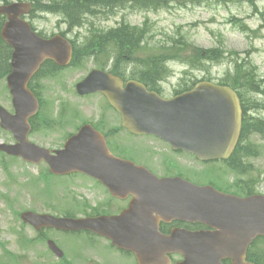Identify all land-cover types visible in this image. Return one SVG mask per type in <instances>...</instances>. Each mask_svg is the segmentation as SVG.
I'll return each mask as SVG.
<instances>
[{
  "label": "water",
  "instance_id": "obj_1",
  "mask_svg": "<svg viewBox=\"0 0 264 264\" xmlns=\"http://www.w3.org/2000/svg\"><path fill=\"white\" fill-rule=\"evenodd\" d=\"M27 6H0V13L9 17L2 36L14 47L8 82L16 109L12 115L0 106V116L2 125L19 140L14 145L1 144L0 149L35 163L46 160L55 174H89L113 196L133 198L117 215L75 218L26 211L23 219L38 229L93 231L112 239L117 247L133 251L138 264H173V254L183 257L175 264H225L227 259L231 264H254L247 260V252L256 238L264 236L263 194L242 197L181 176L159 177L146 166L114 154L104 135L91 124L83 125L59 150L29 141V118L39 110V101L28 84L47 59L68 65L73 45L61 34L38 35L21 18ZM77 91L82 95L102 92L129 131L157 135L174 150L194 153L203 161L228 159L241 136L242 103L227 85L204 80L191 90L165 98L138 80L124 81L112 72L94 68L77 84ZM174 220L198 222L212 229L174 228L170 234L160 230L161 222ZM49 245L58 256L64 255L53 240Z\"/></svg>",
  "mask_w": 264,
  "mask_h": 264
},
{
  "label": "rangeland",
  "instance_id": "obj_2",
  "mask_svg": "<svg viewBox=\"0 0 264 264\" xmlns=\"http://www.w3.org/2000/svg\"><path fill=\"white\" fill-rule=\"evenodd\" d=\"M175 1L150 11L128 3L110 14L90 16L84 25L73 30H67L68 24L61 14L37 7L31 17L37 31L43 35L65 34L81 50L77 63L57 71L45 68L43 75L37 78L36 91L43 107L40 129L30 138L43 146L59 148L69 134L82 124L92 122L110 133L117 152L148 164L160 175L183 174L197 183L213 182L242 194L251 187L252 191L264 194V129L249 137L248 147H255L257 152L246 157L241 167L250 165L253 171L244 174L223 161L203 163L186 152H175L156 137L134 136L122 127L120 115L103 95L80 96L76 91L77 82L96 66L82 51L92 34L90 28L93 25L101 29L117 28L122 23L140 27L145 21L153 41L167 47L165 52H180L194 58L203 51L219 49L226 56L218 63L208 61L207 69L192 68L180 60L171 61L168 64L170 75L159 83L166 97L208 77L219 81L227 71L234 69V60L241 58L252 61L264 79V0ZM53 2L41 0L46 5ZM175 40L178 44H174ZM255 100L264 104V92L253 95L252 101ZM0 104L13 110L6 74L0 77ZM251 112L264 118V106L252 108ZM1 142H13L12 134L0 129ZM2 157L0 154V264H136L134 256L117 250L105 238L49 228L41 232L21 219V213L27 210L73 216H84L96 206L100 210H117L124 203L111 200L102 185L79 174L53 176L47 172L45 162L32 164L20 158ZM251 178L256 181L252 182ZM49 239L64 251V258H58L48 248Z\"/></svg>",
  "mask_w": 264,
  "mask_h": 264
},
{
  "label": "trees",
  "instance_id": "obj_3",
  "mask_svg": "<svg viewBox=\"0 0 264 264\" xmlns=\"http://www.w3.org/2000/svg\"><path fill=\"white\" fill-rule=\"evenodd\" d=\"M32 1L36 8L44 7L47 11L61 14L65 23L68 24L67 30H73V28L84 25L90 16H99L104 13L110 14L125 7L128 3L150 11L167 7L170 5L169 3L176 2L175 0H54L52 4L46 5L41 3V0ZM205 1L208 0H192L191 3ZM2 23L0 22V30ZM91 25H93V22ZM90 30L92 34L88 36L82 50L84 55H89L97 66L104 69L108 68L124 78L140 80L150 89L157 90L158 92H162L159 83L170 75L168 64L171 61L180 60L192 68L207 69L206 63L208 61L218 63V61L221 62L220 60L226 57L223 52H219V49L203 51L194 58L184 56L180 52H176L175 54L165 52L164 49H167V47L164 44H156L149 35L147 21L140 27L122 23L117 28L109 29H101L93 25ZM72 42L74 44L72 64H74L78 62L81 49L73 40ZM174 44H178V42L175 40ZM174 44L172 45L173 48ZM155 48L158 51L152 50ZM10 50L11 47L3 41L0 35V76L10 71ZM234 61H236L234 69L227 71L218 81L220 84L229 85L236 89L244 107L243 130L240 142L227 162L234 169H239L242 173L249 174L253 171L252 167L250 165L246 167L241 166L245 163L247 156L256 155L255 153L257 152L255 147H248L250 135L264 129V118L255 116L251 112L252 108L264 106V104L260 105L257 100L252 101L253 95L264 92V79L259 76L257 67L248 58ZM45 68H51L56 71L59 69L53 62L48 61L31 82V88L35 92H37V77L43 75ZM206 79L212 80L210 77ZM194 84V82L189 83L183 89L178 90L177 93L191 88ZM34 121L37 123H35L34 128H37L38 121L37 119ZM108 135L110 136V133ZM249 181H247V184L250 183ZM251 181L254 182L256 179L251 178ZM248 188V194L254 193L251 187ZM248 258L257 264H264V237H260L254 241L250 247Z\"/></svg>",
  "mask_w": 264,
  "mask_h": 264
},
{
  "label": "flooded vegetation",
  "instance_id": "obj_4",
  "mask_svg": "<svg viewBox=\"0 0 264 264\" xmlns=\"http://www.w3.org/2000/svg\"><path fill=\"white\" fill-rule=\"evenodd\" d=\"M26 16H29V15H26ZM141 163V162H140ZM129 201H130V198H128L127 200H124V201H122V202H125L126 203V206L128 205V203H129ZM125 206V207H126ZM169 226L167 227V229H168V231H170L172 228H174V227H178V225L179 224H177V223H172V224H168ZM202 228H204V227H200V226H196L195 227V229H202Z\"/></svg>",
  "mask_w": 264,
  "mask_h": 264
}]
</instances>
